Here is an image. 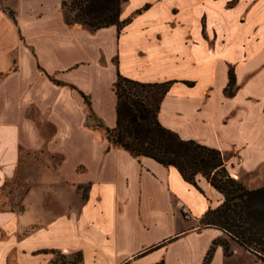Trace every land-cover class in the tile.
Returning a JSON list of instances; mask_svg holds the SVG:
<instances>
[{
	"label": "crops",
	"instance_id": "0c3cea01",
	"mask_svg": "<svg viewBox=\"0 0 264 264\" xmlns=\"http://www.w3.org/2000/svg\"><path fill=\"white\" fill-rule=\"evenodd\" d=\"M128 17L120 31L90 30L65 21L61 0H0V264L76 253L75 264H203L211 247L213 264L216 250H239L226 254L214 243L223 232L201 225L222 201L204 177L195 186L173 166L114 146L88 113L115 127L118 73L175 80L159 122L227 154L234 178L259 169L264 0H126L120 19ZM213 31L224 43L210 44ZM232 46L238 59L228 57Z\"/></svg>",
	"mask_w": 264,
	"mask_h": 264
},
{
	"label": "trees",
	"instance_id": "16d2710c",
	"mask_svg": "<svg viewBox=\"0 0 264 264\" xmlns=\"http://www.w3.org/2000/svg\"><path fill=\"white\" fill-rule=\"evenodd\" d=\"M125 1L61 0V7L68 24L80 23L90 30L114 24L120 31L131 19H120L121 4ZM232 80V74H229V82ZM174 82H142L118 73L113 87L117 98L115 127L104 126L91 111L88 117L93 120L94 127L103 130L111 144L133 156H145L163 166H173L184 180L195 186L196 175L204 177L222 195V201L205 212L201 225L218 228L264 262V184L248 188L230 175L220 150L193 139H183L159 122L161 100ZM214 243L221 244L226 254L230 253L224 237ZM212 248L203 264L209 260ZM76 257L79 261L80 253H76ZM157 264H163V261Z\"/></svg>",
	"mask_w": 264,
	"mask_h": 264
},
{
	"label": "rangeland",
	"instance_id": "374dc122",
	"mask_svg": "<svg viewBox=\"0 0 264 264\" xmlns=\"http://www.w3.org/2000/svg\"><path fill=\"white\" fill-rule=\"evenodd\" d=\"M123 3L121 4L122 7ZM229 25V24H228ZM230 26V25H229ZM233 31V30H232ZM197 36V35H196ZM221 40L224 43L225 37L220 36V33L212 32L209 34V40L210 44L214 42V40ZM245 44H249V40L245 41ZM228 57L238 59L240 57V53L238 48H235L232 46V48L228 52ZM213 58L210 53L208 58H205L204 67L206 70V74L204 77V82L209 84L213 80L214 76V67H213ZM220 68H218L219 71ZM257 85L254 89L255 93L258 96H261L264 91V76L262 75L260 78L256 80ZM227 156V154H225ZM240 180L248 187V188H254L257 186H260L264 184V165L261 166L259 169L252 171L250 173H241ZM213 230H205L202 231V234L204 235V238H208L211 236ZM223 237L226 239L227 243L229 244V248H238L239 250H234L233 254L229 257H224L218 250L215 251V258L213 264H263L259 260H256L255 257H252L250 254L247 253V250H245L243 247L239 246L234 240L230 239L228 235L223 233ZM194 245H196V242H194ZM200 245V244H199ZM243 250V251H242ZM55 261L53 264H75L76 263V254H70V255H57L55 257ZM258 262H256V261ZM192 264H197L196 258L193 260Z\"/></svg>",
	"mask_w": 264,
	"mask_h": 264
},
{
	"label": "built area",
	"instance_id": "2783aa9c",
	"mask_svg": "<svg viewBox=\"0 0 264 264\" xmlns=\"http://www.w3.org/2000/svg\"><path fill=\"white\" fill-rule=\"evenodd\" d=\"M180 208H181V211L185 214V216L188 217V209L183 205H181Z\"/></svg>",
	"mask_w": 264,
	"mask_h": 264
}]
</instances>
